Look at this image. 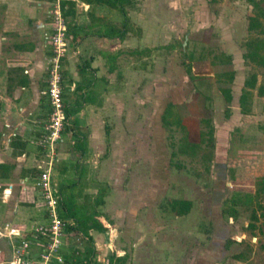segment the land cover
Here are the masks:
<instances>
[{
	"label": "crops",
	"instance_id": "1",
	"mask_svg": "<svg viewBox=\"0 0 264 264\" xmlns=\"http://www.w3.org/2000/svg\"><path fill=\"white\" fill-rule=\"evenodd\" d=\"M49 1L27 0L29 16L26 17L20 10L23 0H0V6L8 3L18 8L14 12H3L2 16L7 19L0 25V260L12 257L14 239L21 238L17 235L11 239L7 235L10 228L29 234L37 223L48 219L36 180L42 169L40 165H44L46 160L38 141L45 133V122L50 112L48 98L43 93L47 88L48 59L52 54L46 42ZM72 1L75 7L70 19L74 24L70 27L79 26L81 37L76 42L70 40V51L64 63L65 93H71L68 98L65 96L70 126L64 132V140L58 144L53 177L61 193L60 214L68 213L70 204L71 212L68 214L75 210L78 216L87 218L88 233L80 228L78 219L70 217L68 234L61 248L64 262L54 259L53 264H252L255 251L246 240L244 232L247 230L238 232V219L226 216L224 211L225 216L213 220L209 216L196 218L198 209L192 200L189 212L176 214L168 201L190 199L169 197L163 201L160 197L158 200L155 188L131 184V179L140 177L141 171L146 172L145 165L141 166V157L131 155L132 147L126 161L123 160V171L129 184L114 187L107 172L106 183L110 186L97 188L96 197L92 196L91 170L86 164V156L99 144L97 128L93 124V118L98 115L99 93H106L107 98L118 96L114 83L121 76L123 81L127 80L122 93H130L132 73L137 75V72L145 71L146 52L154 48L147 46L145 26L136 20L141 8L140 0L138 3L137 0H127L124 4L132 28L123 39L105 36L106 26L98 22L92 24V13L106 18L110 24L121 22L119 9L94 6L84 0ZM242 1L250 8L247 18L254 15L253 5L247 0ZM40 7L42 11H39ZM115 11L121 14L120 18H114ZM89 30L95 32L90 33ZM86 35L95 36L90 49L81 47ZM101 37L110 43L106 54L108 48L103 50ZM98 41L103 49H99ZM124 63H128L126 73ZM247 76L238 93L239 106ZM111 130L109 125L104 128L103 138L108 150ZM129 143L124 142L126 145ZM131 162L138 165L133 167ZM101 175L100 172L99 178ZM58 177H61L60 182ZM119 194L120 197L117 196ZM205 205L208 206L202 204L200 208L204 210ZM248 226L245 225L246 229ZM257 229L259 227L249 230L256 232ZM256 236L253 241L256 239L264 245L263 239ZM46 243L45 238L33 240L30 257L39 259Z\"/></svg>",
	"mask_w": 264,
	"mask_h": 264
},
{
	"label": "rangeland",
	"instance_id": "2",
	"mask_svg": "<svg viewBox=\"0 0 264 264\" xmlns=\"http://www.w3.org/2000/svg\"><path fill=\"white\" fill-rule=\"evenodd\" d=\"M139 4L141 8L136 20L144 24L146 44L154 49L146 52L145 71L137 72V75L132 73L130 93H122L127 85L123 76L115 79L118 96L107 98L106 93H99L98 115L93 118L99 144L86 156V164L91 170L92 196L97 188L110 186L106 183L107 172L114 187L129 184L123 171V160L126 161L132 147L131 155L141 157V166L145 165L146 172L141 171L140 177L131 179V184L155 188L158 200L160 197L163 201L169 197L192 200L198 209L196 218L223 217L224 209L232 206L226 199L234 195L241 198L242 203L235 205L236 213L225 214L238 219V232L247 230L244 232L246 240L255 251L252 264H264V245L256 239L253 241L257 234L264 243V96L255 93L242 110L238 103V93L246 75L257 72L259 84H264V67L245 62L243 58L249 36L247 17L250 8L242 0H140ZM27 8V0H23L20 10L26 17L29 16ZM16 9L8 3L1 5L0 25L7 19L2 13ZM42 9L40 7L39 11ZM120 17L121 14L115 11L114 18ZM94 37L84 36L82 49H90ZM101 39L104 49L98 41L99 49L105 50L110 45L109 40ZM167 44L173 46L167 48ZM223 54L230 55L232 62L224 61ZM126 64L123 65L125 73ZM189 67L193 76L188 73ZM233 69L236 75L232 82L221 77L222 73ZM226 86H231L234 94L229 118L224 114L227 102L221 91ZM70 95L64 93L66 98ZM170 101L180 105L184 123L193 132L198 128L206 130L209 125L205 120H212L216 146L210 166L205 162V153L210 150L206 144L195 157L180 156L181 170L171 166L170 141H177L183 132L175 131L172 138L171 132L164 128L162 117ZM106 125L112 129L109 150L103 138ZM125 141L130 143L126 145ZM137 165V162H131V166ZM246 196L252 199L247 202ZM202 204L208 206L202 210ZM252 215H257V221ZM253 221L259 227L256 232L245 227Z\"/></svg>",
	"mask_w": 264,
	"mask_h": 264
},
{
	"label": "built area",
	"instance_id": "3",
	"mask_svg": "<svg viewBox=\"0 0 264 264\" xmlns=\"http://www.w3.org/2000/svg\"><path fill=\"white\" fill-rule=\"evenodd\" d=\"M69 0H51L47 10L48 31L46 42L52 49L47 64L46 94L50 112L45 122V133L38 141V146L44 149L46 160L40 165L41 172L36 180V187L41 193V204L47 210L48 219L37 223L29 234L20 233L16 228H10L7 235L14 239L12 257L0 260V264H53V260L64 262L61 248L68 234L70 221L60 214L59 205L61 193L53 177V170L58 159V144L64 140V132L70 126V118L65 107V74L64 63L70 51V14L65 13V3ZM89 6L87 5L86 8ZM2 233V232H0ZM47 239L44 251L39 259L30 257V246L33 240Z\"/></svg>",
	"mask_w": 264,
	"mask_h": 264
},
{
	"label": "trees",
	"instance_id": "4",
	"mask_svg": "<svg viewBox=\"0 0 264 264\" xmlns=\"http://www.w3.org/2000/svg\"><path fill=\"white\" fill-rule=\"evenodd\" d=\"M91 5H102V6H108L110 8H117L122 13V19L121 22L110 24L107 22L106 18L104 17H96L92 13V24H98L106 26V30L104 31L103 35L105 36H112L117 37L119 39H123L126 35V32L132 28L131 19L128 15L127 10H125L124 4L127 0H84ZM130 1V0H129ZM212 2H216L217 0H210ZM250 4L253 5L254 9V15L249 16V36L247 37V40L245 42L246 52L244 53V58L246 62L255 64L259 67H264V0H247ZM75 3L72 0H69L65 3V13L71 14L74 13V6ZM79 26L70 27V36L73 40V42L80 39V32L81 30H78ZM173 45H168L167 48L172 47ZM149 51V50H148ZM192 60H194V54L192 55ZM222 58L224 61L232 62V57L230 55L223 54ZM188 73L192 74L191 68H188ZM193 76V74H192ZM221 76V75H220ZM227 77L228 82H232L235 78V71L230 70L222 73L221 77ZM259 74L257 72H252L250 75L247 76L245 81V86L243 88V93L240 97V104L243 108V105H247L250 102V99L254 98L255 93H258L259 96H264V84H259L258 82ZM223 97L225 101L227 102V107L225 110L226 118H229L231 116V103L233 101V92L231 86H226L221 89ZM248 113L249 111H247ZM244 109V110H245ZM68 117L70 116L69 110L66 111ZM208 128L204 131L202 129H197L194 132L192 131V128H190L186 123H184V119L182 116V113L180 111V105L169 103L166 107V110L164 112V115L162 117V122L164 125V128L166 130L171 132L172 138L175 137L174 132L175 131H181L183 134L179 137V139H176L174 141H170V147H171V157H170V164L171 166H174L178 170H181L183 168V162L180 160V156L187 155V156H197L199 155V152L203 150V144H206V147H208L210 150L205 153V162H207L210 166L211 160H212V154L213 150L216 146L215 142V126L212 123L211 119H206ZM193 132V133H192ZM173 140V139H172ZM206 142V143H205ZM83 150V149H82ZM84 151V150H83ZM262 184H264V181H262ZM252 199L249 196H246L244 200L247 202ZM241 198L239 199L238 196H233L230 199H226V202L232 203V206L230 209H224V212L227 214L228 212L230 214L236 213L235 205L242 203ZM66 203V202H65ZM168 203L171 204L172 210L176 214H186L190 211L192 206V201L187 199H170ZM234 204V205H233ZM67 212H71L70 210V204H68ZM64 214V212L61 214L64 219H69L70 217L78 219V225H80V228L88 233L87 229V218H81L78 216V213L73 210L70 214ZM252 218H255L257 221V215H252ZM255 221L251 222L248 226L249 229H254L257 227V224ZM100 229H104L102 225H99ZM72 228V227H71ZM80 228H76L79 230ZM238 258H240V254H238Z\"/></svg>",
	"mask_w": 264,
	"mask_h": 264
},
{
	"label": "flooded vegetation",
	"instance_id": "5",
	"mask_svg": "<svg viewBox=\"0 0 264 264\" xmlns=\"http://www.w3.org/2000/svg\"><path fill=\"white\" fill-rule=\"evenodd\" d=\"M210 1V0H209ZM210 2H212V1H210ZM231 108V111H232V107H230ZM225 114V113H224ZM225 117H226V115H225Z\"/></svg>",
	"mask_w": 264,
	"mask_h": 264
}]
</instances>
